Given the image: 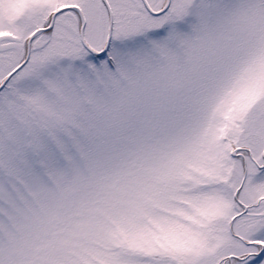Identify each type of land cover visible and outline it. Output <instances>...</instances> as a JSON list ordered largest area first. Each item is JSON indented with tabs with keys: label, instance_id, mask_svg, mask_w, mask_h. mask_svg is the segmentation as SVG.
Listing matches in <instances>:
<instances>
[{
	"label": "snow or ice",
	"instance_id": "obj_1",
	"mask_svg": "<svg viewBox=\"0 0 264 264\" xmlns=\"http://www.w3.org/2000/svg\"><path fill=\"white\" fill-rule=\"evenodd\" d=\"M0 264H264V0H0Z\"/></svg>",
	"mask_w": 264,
	"mask_h": 264
}]
</instances>
